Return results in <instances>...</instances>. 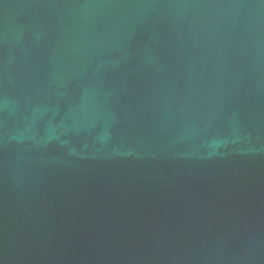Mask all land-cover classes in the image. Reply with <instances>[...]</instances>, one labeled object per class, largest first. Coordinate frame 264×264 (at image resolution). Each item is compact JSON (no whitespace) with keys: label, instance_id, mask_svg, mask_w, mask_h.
<instances>
[{"label":"water","instance_id":"95a60500","mask_svg":"<svg viewBox=\"0 0 264 264\" xmlns=\"http://www.w3.org/2000/svg\"><path fill=\"white\" fill-rule=\"evenodd\" d=\"M0 264H264V0H0Z\"/></svg>","mask_w":264,"mask_h":264}]
</instances>
